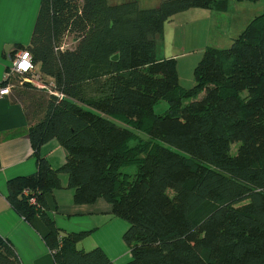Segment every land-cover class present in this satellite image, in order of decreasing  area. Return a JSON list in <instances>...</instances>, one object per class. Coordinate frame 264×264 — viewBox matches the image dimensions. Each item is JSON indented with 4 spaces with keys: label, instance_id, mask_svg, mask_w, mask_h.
I'll use <instances>...</instances> for the list:
<instances>
[{
    "label": "trees",
    "instance_id": "1",
    "mask_svg": "<svg viewBox=\"0 0 264 264\" xmlns=\"http://www.w3.org/2000/svg\"><path fill=\"white\" fill-rule=\"evenodd\" d=\"M228 1L41 0L30 43L11 57L29 50L60 96L16 81L38 168L8 181V199L44 220L56 264H115L100 247L79 250L82 234L62 233L48 213L62 174L76 203L104 198L130 223L124 264H264V14L230 47L204 50L191 88L175 58L157 59L153 38L181 10ZM139 130L147 137L131 144ZM51 139L66 150L59 169L39 153ZM0 264H22L2 239Z\"/></svg>",
    "mask_w": 264,
    "mask_h": 264
},
{
    "label": "crops",
    "instance_id": "2",
    "mask_svg": "<svg viewBox=\"0 0 264 264\" xmlns=\"http://www.w3.org/2000/svg\"><path fill=\"white\" fill-rule=\"evenodd\" d=\"M40 2L22 0L5 5V23L0 28V79L12 66L11 52L19 44L30 43ZM16 88L21 87H14L11 94L0 98V239L13 245L22 264H56L53 251L45 242L49 230L44 220L39 215L26 220L8 199V181L33 174L38 168V156L29 135L31 123ZM39 153L54 169L66 162V150L57 139L43 144ZM62 178L63 186L46 195L48 213L58 229L62 233L82 234L77 241L81 251L100 247L115 264L129 261L132 253L124 234L130 223L116 215L104 198L90 204L76 203L67 176L62 174Z\"/></svg>",
    "mask_w": 264,
    "mask_h": 264
},
{
    "label": "rangeland",
    "instance_id": "3",
    "mask_svg": "<svg viewBox=\"0 0 264 264\" xmlns=\"http://www.w3.org/2000/svg\"><path fill=\"white\" fill-rule=\"evenodd\" d=\"M124 1L127 0H109L111 4ZM137 1L139 7L143 9L155 8L163 0ZM262 14H264V0H229L226 10L218 9L216 6L210 9L190 7L181 10L154 35L156 57L159 60L175 58L181 86L191 88L196 83L195 66L204 50L207 47H230L233 39L239 37L247 24ZM67 41L70 46H74L76 38L69 35ZM167 107L168 103L162 100L155 106V111L160 114ZM137 133L138 138L131 144H137L147 137L141 130ZM233 149L235 153L236 148ZM121 170L133 173L136 166L126 165Z\"/></svg>",
    "mask_w": 264,
    "mask_h": 264
},
{
    "label": "built area",
    "instance_id": "4",
    "mask_svg": "<svg viewBox=\"0 0 264 264\" xmlns=\"http://www.w3.org/2000/svg\"><path fill=\"white\" fill-rule=\"evenodd\" d=\"M66 46L61 47L63 50ZM35 71V65L32 60V55L29 50H19L16 56L12 60V66L6 71L4 76L0 79V98L11 94L17 85H23L29 83L32 86L46 90L48 93L59 95L56 90L53 89L52 84L45 82L43 75H31ZM31 202L35 203L36 199L31 198Z\"/></svg>",
    "mask_w": 264,
    "mask_h": 264
},
{
    "label": "snow or ice",
    "instance_id": "5",
    "mask_svg": "<svg viewBox=\"0 0 264 264\" xmlns=\"http://www.w3.org/2000/svg\"><path fill=\"white\" fill-rule=\"evenodd\" d=\"M22 0H0V28H3L5 23L4 7L6 4L21 3Z\"/></svg>",
    "mask_w": 264,
    "mask_h": 264
},
{
    "label": "bare ground",
    "instance_id": "6",
    "mask_svg": "<svg viewBox=\"0 0 264 264\" xmlns=\"http://www.w3.org/2000/svg\"><path fill=\"white\" fill-rule=\"evenodd\" d=\"M31 75H40L38 72H37V69L35 68V71H34V73L33 74H31ZM15 87H16V85H15ZM51 94V93H50ZM55 95V94H54ZM56 96H60V95H56Z\"/></svg>",
    "mask_w": 264,
    "mask_h": 264
}]
</instances>
